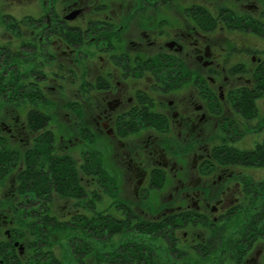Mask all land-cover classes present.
<instances>
[{
    "label": "flooded vegetation",
    "instance_id": "obj_1",
    "mask_svg": "<svg viewBox=\"0 0 264 264\" xmlns=\"http://www.w3.org/2000/svg\"><path fill=\"white\" fill-rule=\"evenodd\" d=\"M48 1L47 14L33 18L41 24L34 39L41 34L42 54L62 69L72 64L68 70L79 81L76 111L86 110L91 119L82 129L117 144L112 153L117 170L134 199L141 202L144 191L148 201L144 209L133 207L131 198L117 216L86 215L77 208L57 219L60 227H75L87 239L105 231L110 240L99 251L95 240L82 241L95 254L91 264H264V174H255L264 169V111L261 106L257 111L255 96L264 88V0ZM7 48L0 44V55H10ZM39 73L44 82L48 74ZM39 89L45 99L44 87ZM4 120L0 152L11 151V162L2 177L13 174L15 184L12 214L0 223V264H61L54 250H41L56 221L51 192L80 200L95 197L96 190L86 192L77 173L78 195L53 186L28 190L24 197L42 193L43 199L30 195L26 213L46 223L31 224L29 235L20 232L14 213L25 156L17 168V128ZM22 124L19 140L34 143L25 155L37 134ZM51 155L67 158L75 168L74 159L53 147ZM82 160L77 164L91 174L90 183L115 195L113 175L97 152H84ZM42 170L49 173L47 164ZM122 231L159 241L114 238Z\"/></svg>",
    "mask_w": 264,
    "mask_h": 264
},
{
    "label": "rangeland",
    "instance_id": "obj_2",
    "mask_svg": "<svg viewBox=\"0 0 264 264\" xmlns=\"http://www.w3.org/2000/svg\"><path fill=\"white\" fill-rule=\"evenodd\" d=\"M55 2L58 3L57 0ZM48 4V0H0V44L10 48H7V52L10 54L9 57L0 55V121L1 119H6L7 121L4 120V122L7 125L11 128L19 129L23 125L22 122L25 124L27 115L32 110V107H38L47 117L46 129L53 131L52 147L54 153L67 155L71 160L74 159L76 161L74 164L77 170L76 173L81 177L80 184L85 187L86 192H88V188L91 190V187L96 190L95 197L89 199L90 196H85L82 197L83 200L82 198L80 200L67 199L55 194L56 192L54 193L52 190L50 210L56 216V221L54 220V223L50 224V227L46 230L43 240H47V243L41 247V250L46 248L54 250L55 254L61 258V264H79L78 259L82 258V256L86 260L84 264H91L93 262L91 257L94 253L82 241L84 239L95 240L96 250L99 251L103 249L101 247L103 242L110 240L105 239L110 237H104L105 231L103 230V234V231L100 230L98 231V236L87 239L88 235L84 236L85 234L75 227H60L62 224L60 225L61 221L59 222V220L63 221L67 217L68 211L72 212L77 208H80L86 215L105 216L112 213L117 216L122 210V203H129L130 201L128 200L131 198L133 207L138 206L144 209H148L146 207L148 201L143 199L145 197L144 191L142 194L140 193V196H142L141 202L134 199L136 197L132 194L131 185L124 180L123 175L120 173L121 168L114 163L112 153L115 151L117 144L114 143L115 146L113 147L108 141L109 138L104 135L95 137L82 129L84 126L91 125V119H89L90 116L88 117L86 110L83 113L84 115H80L82 111H76L77 106L74 104L76 96L74 93L77 90L79 81L74 79V74L68 70L69 68L72 69V64L63 66L62 69L57 64V60L55 62L53 61L54 59L52 60L42 54L41 34L39 38L36 37L34 39V36L41 32V24H36L33 18L46 15ZM30 18L34 21L33 23H31ZM13 63L14 65H12ZM40 71H45L48 74L44 82H40ZM30 80L33 81V85L29 84ZM36 81L38 86L34 85ZM41 85L47 95L45 99H41L42 95L39 90V88H43ZM20 88L24 89L21 91ZM261 90H263L262 93L256 96V103L257 105L259 104L257 111L260 106L261 110L264 111V88H261ZM3 127L0 122V128L2 129ZM17 129L13 133L18 138L14 140L15 146L18 148L16 160L18 168L24 159L23 152H25L26 147H31L34 143L33 140H29V137L24 140V143L20 141L19 139L23 135L19 134L17 136ZM2 132L4 131L2 130ZM10 142L13 143L12 141ZM107 143L109 146H107ZM253 145L254 142L247 143L246 147ZM90 149L97 152L102 166L110 175H113L112 177L117 187L115 195L109 194L106 188H101L99 185H95L94 182L90 183L91 174L84 172L78 166L77 163L83 162L84 152H88ZM255 174H264V169H257ZM14 184L15 177L13 174L0 179V223H2L5 215L9 219L8 216L12 214L10 209L14 200ZM17 184L18 180H16V186ZM17 194V210L14 213V222L20 232H26L29 235L32 232L31 224L35 222V224L44 225L43 223L46 222L38 220L36 216L27 214L26 206L28 208L32 206L29 202L31 199L30 195H33L34 199H43V195L42 193H29L27 198V196L24 197L25 193L19 194L18 192ZM40 204L41 207H44V205L42 206V201H40ZM90 204H93V208L90 207ZM94 205L96 206L95 209ZM5 228H9V225H6ZM120 233L122 235L114 234V238L117 240L128 239L131 235L135 239L144 237L147 241L149 239L148 243L151 245H157L159 241V238L152 234L146 236V234L135 231L127 233L122 231ZM36 236L43 237L44 235L39 234ZM34 238L38 240L35 236Z\"/></svg>",
    "mask_w": 264,
    "mask_h": 264
},
{
    "label": "trees",
    "instance_id": "obj_3",
    "mask_svg": "<svg viewBox=\"0 0 264 264\" xmlns=\"http://www.w3.org/2000/svg\"><path fill=\"white\" fill-rule=\"evenodd\" d=\"M4 56L9 57L10 55ZM12 65H14V63ZM23 89L24 88H20L21 91ZM262 91L263 90L258 89L255 96H259ZM46 123V115H44L38 107H32V110H30L29 114L27 115L24 125L28 128L34 129L37 137L35 145L32 147V149L27 150L24 155L25 167L19 174L20 182L18 192L25 193L28 190H39L42 192L48 190L50 186H53L58 193H64L66 195H78L76 171L72 163L67 158H59L51 155L52 133L48 131V129L46 130ZM2 152H0L1 177L8 170V164L11 162V151H9V153ZM262 155V158H264V152ZM46 164L49 169V173L47 175L45 172H41L44 171L42 170V167L44 169ZM89 165L90 162L87 159L85 166L86 172L89 171ZM38 167L41 168L40 171L36 170V168L39 169ZM48 177H52V179L49 180Z\"/></svg>",
    "mask_w": 264,
    "mask_h": 264
}]
</instances>
